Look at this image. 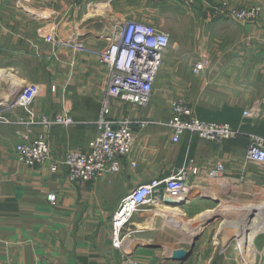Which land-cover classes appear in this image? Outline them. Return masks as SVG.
<instances>
[{"label":"crops","instance_id":"0c3cea01","mask_svg":"<svg viewBox=\"0 0 264 264\" xmlns=\"http://www.w3.org/2000/svg\"><path fill=\"white\" fill-rule=\"evenodd\" d=\"M222 2L230 9L257 6L258 18L236 21L221 8ZM79 3L77 9L69 0H0V100H10L28 83L40 84L41 92L31 102L34 112L50 117L68 111L75 121L51 128L54 157L86 150L97 132L94 122L107 87L105 68L95 54L51 44L39 33L53 27L62 41L76 33L86 45L99 49L109 28L133 19L168 32L170 42L149 103L136 107L113 100L110 115L154 123L133 127L131 155L121 159L118 173L84 184L70 182L65 168L51 171L49 162L33 167L19 163L14 153L20 141L17 126L0 124V264H121L119 252L111 246L110 227L122 197L183 165L215 162L224 163L231 177H250L251 185L234 192H193L180 207L157 204L134 215L128 256L136 264H177L166 257L187 251L198 235L182 264H264V231L254 233L253 222L247 234L236 223L242 206L264 199L263 170L242 163L248 136L264 137V0H195L191 9L176 0ZM201 55L210 63L193 73ZM176 100L190 103L199 118L228 123L241 134L215 143L187 132L172 142L166 123ZM253 103L259 104V115L243 118V110ZM24 113L16 107L8 114L15 121ZM39 131V126L30 128V138ZM52 193L53 203L47 199ZM222 206L235 214L222 213ZM213 216L219 219L213 221Z\"/></svg>","mask_w":264,"mask_h":264},{"label":"built area","instance_id":"2783aa9c","mask_svg":"<svg viewBox=\"0 0 264 264\" xmlns=\"http://www.w3.org/2000/svg\"><path fill=\"white\" fill-rule=\"evenodd\" d=\"M176 1L187 9H191L195 3V0ZM69 3L73 8H80L79 0H69ZM221 8L239 22L254 21L259 15L257 6L230 9L227 2H222ZM39 36L54 45L65 44L75 51L95 54L105 68L107 87L94 122L97 132L89 142L88 148L83 151H67L62 158H55L52 153L51 128L56 125L69 126L75 121L68 111L50 117L38 116L34 112L31 102L40 94V84L28 83L16 91L10 100H0V124L17 126L15 134L20 138L14 146L17 161L28 167L49 162L51 171L65 168L67 179L75 184L94 181L102 174L118 173L121 169V159L131 155L135 141L133 127L144 128L154 121L111 116L110 104L113 100L136 107H144L149 103L164 53L169 46V33L146 22L124 19L109 28L106 43L99 49L86 45L76 33L62 41L54 35L53 27L43 30ZM209 63L208 56L201 55L193 65V73L205 70ZM54 89L55 87L51 86V90ZM16 107L24 108L25 115L18 116L13 121L8 113ZM242 115L243 118L257 117L259 104L253 103L243 110ZM35 125L40 127V131L31 139L30 128ZM166 125L171 131L172 142H179L187 132L215 143L236 138L241 134L239 128L228 123L199 118L193 106L184 100L173 102L171 117ZM248 137L249 145L242 163L252 164L264 172V137L256 134H250ZM134 164L135 162L131 161V165ZM218 181L224 182L225 188L231 192L240 191L245 185L252 183L248 176L227 175L225 164L215 162L203 166L183 165L167 177L154 178L132 188L122 197L111 217V246L119 252L121 264H136L128 256L135 232L129 227L134 215L164 203L165 198L184 200L186 203L193 192L208 190ZM47 199L53 203L55 194L48 195ZM248 218L251 219L247 222ZM255 221L256 231L263 232L264 215L256 210L243 211L241 218L237 220L240 225L238 229L250 234L252 230L249 227Z\"/></svg>","mask_w":264,"mask_h":264},{"label":"water","instance_id":"95a60500","mask_svg":"<svg viewBox=\"0 0 264 264\" xmlns=\"http://www.w3.org/2000/svg\"><path fill=\"white\" fill-rule=\"evenodd\" d=\"M205 197L210 198V199H212L214 201H217L216 199L211 198L209 195L208 196L205 195ZM164 203L165 204H168L170 206H179V207L185 204L184 200H174V199H170V198H165L164 199ZM250 219L251 218H248L247 219V222L250 221ZM211 221H212V218L209 219L206 222V224L209 223V222H211ZM197 237H198V235H194L193 236L192 241H191V244H190V248L187 251L176 250L173 253V256L166 257V259L167 260L174 261L177 264H182L183 262H185L190 257V254L192 253V249H193V246H194V242L197 239Z\"/></svg>","mask_w":264,"mask_h":264},{"label":"bare ground","instance_id":"6f19581e","mask_svg":"<svg viewBox=\"0 0 264 264\" xmlns=\"http://www.w3.org/2000/svg\"><path fill=\"white\" fill-rule=\"evenodd\" d=\"M8 75V74H7ZM6 75V76H7ZM12 80V79H11ZM14 83V82H13ZM17 84V83H16ZM219 182H221L222 184H223V186L225 187V184H224V182H222V181H218V183ZM212 191H209V193H211ZM212 194V193H211ZM214 194V193H213ZM166 207V206H165ZM225 207V209H223V210H227V206H224ZM167 208V207H166ZM169 208V207H168ZM263 209H264V199L263 200H260L259 202H257V203H250V204H247V205H244V206H242V208H241V210H239L240 212H246V211H251V210H256L257 212H260V213H262L263 215H264V213H263ZM239 211H237L236 210V212H239ZM227 213H234V211H232V210H230V211H228V212H226V214ZM235 214V213H234ZM175 215V214H174ZM174 215H172V216H174ZM181 215V214H180ZM230 215V214H229ZM178 217V216H177ZM234 217V216H233ZM234 219V218H233ZM230 220V219H229ZM231 220H232V218H231ZM180 221V220H179ZM194 221V220H193ZM233 221V220H232ZM191 222V221H190ZM225 222V224H227L229 221L227 220V218H226V220L224 221ZM231 222V221H230ZM177 223V222H176ZM179 223V222H178ZM234 223H235V220H234ZM236 223H237V220H236ZM231 224V223H230ZM256 224H257V222L255 221V226H253V232L255 233V231H256V229H257V226H256ZM179 225V224H178ZM228 225V224H227ZM177 226V225H176ZM186 226V225H185ZM200 226V225H199ZM184 227V226H183ZM190 227V226H189ZM198 227V226H197ZM195 228H196V226H195ZM200 228V227H199ZM194 229V228H193ZM198 229V228H197ZM185 230V229H184ZM190 230V229H189ZM200 230V229H199ZM191 231V230H190ZM181 232V231H180ZM184 232V231H183ZM187 232H189V231H187ZM257 232V231H256ZM192 233H194V232H191V234ZM191 234L189 235V238H190V236H191ZM187 236V234L185 235V237ZM232 236V235H231ZM189 241H190V239H188Z\"/></svg>","mask_w":264,"mask_h":264},{"label":"rangeland","instance_id":"374dc122","mask_svg":"<svg viewBox=\"0 0 264 264\" xmlns=\"http://www.w3.org/2000/svg\"><path fill=\"white\" fill-rule=\"evenodd\" d=\"M222 188H225L224 186H223V184L221 183V182H217V183H215L214 185H212V186H210V188H208V191H219V190H222ZM203 190H207V189H203ZM163 205L165 204V203H162ZM162 205V206H163ZM221 205H224V203H222ZM220 205V206H221ZM243 205V203H241V205L240 206H242ZM223 209H225V207L224 206H222V213H224V212H228V211H230V210H232V208H230V207H227V210H223ZM214 212H212L211 214H213ZM213 218V221L214 220H216V219H219L218 218V216L217 217H212Z\"/></svg>","mask_w":264,"mask_h":264}]
</instances>
